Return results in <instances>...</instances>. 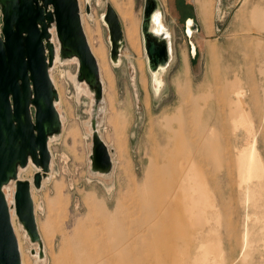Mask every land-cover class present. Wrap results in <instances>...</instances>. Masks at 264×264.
<instances>
[{"label": "rangeland", "instance_id": "rangeland-1", "mask_svg": "<svg viewBox=\"0 0 264 264\" xmlns=\"http://www.w3.org/2000/svg\"><path fill=\"white\" fill-rule=\"evenodd\" d=\"M78 1L92 49L101 42L108 63V31L100 17L107 2L121 16V62L109 63L114 105L110 87L102 110H95L93 94L78 92L73 59L50 68L62 122L49 145L53 177L34 190L43 260L34 255L39 243L25 236L15 216L27 264H264V0H197L196 6L210 8L203 13L197 7L206 28L192 34L194 57L184 24L187 15L198 19L193 4L174 7L173 0H159L172 59L158 91L140 33L144 0H89V14L86 0ZM117 1L131 4L138 51L128 44V20ZM179 83L189 87L191 101L183 99ZM178 113L188 115L191 132L174 139L176 122L170 128L166 119ZM92 119L111 149L108 174L90 170ZM118 125L125 128L124 157L115 146ZM30 164L24 178L36 171ZM89 197L127 218L124 230H107Z\"/></svg>", "mask_w": 264, "mask_h": 264}, {"label": "water", "instance_id": "water-1", "mask_svg": "<svg viewBox=\"0 0 264 264\" xmlns=\"http://www.w3.org/2000/svg\"><path fill=\"white\" fill-rule=\"evenodd\" d=\"M161 10L159 0H144L140 33L150 73L167 67L172 59L171 40L154 29V15ZM85 12L90 13L88 2ZM102 19L108 31L110 60L118 63L124 37L120 19L109 2ZM185 27L194 57L196 45L191 36L198 25L188 18ZM56 51L61 59L77 60V80L93 89L96 110L102 85L83 29L79 1L0 0V264H21L11 208L30 241L39 243L38 256L43 257L32 190L40 189L49 173V139L61 128L56 107L59 97L50 77ZM90 127V170L108 174L113 166L111 149L99 134L96 119L91 120ZM29 163L37 168L32 179L20 178L19 170ZM7 185L13 189L11 204L5 196Z\"/></svg>", "mask_w": 264, "mask_h": 264}, {"label": "bare ground", "instance_id": "bare-ground-1", "mask_svg": "<svg viewBox=\"0 0 264 264\" xmlns=\"http://www.w3.org/2000/svg\"><path fill=\"white\" fill-rule=\"evenodd\" d=\"M88 1L89 0H86V2H88ZM114 1L116 2V0H114ZM117 4H118V7H119V12L121 13L122 17H124L126 20H128V25H127L128 26V29H127V41H128V44L132 48V50L138 51L139 50V46H140V42H139V38H138V28H137L136 21L134 20V17H133V11H132L131 4H130V2H128V3H124L123 2V4L120 5L118 3V1H117ZM198 5H199V9L203 13H208L209 8H210L208 6V3L204 4V2H203V3H199ZM102 15L100 17L101 20H103L102 19ZM117 15H118V13H117ZM89 17H91V16H89ZM118 17H119V15H118ZM120 17H119V19H120ZM81 20H82V25H83V29H84V32H85V35H86V38H87L88 45L90 47L91 53L94 56V58H95V60L97 62V66H98L99 80H100L101 85H102V97H101L100 103L97 105V109L98 110H102L103 109V104L105 105L104 93L107 94V87L111 88V92L109 94H107L109 96L110 101H111V105H112V103H114V99H115V78H114V74H113L114 70H113L112 66L114 67V66L118 65L121 62V58L119 59L118 63H113L110 60L112 66H111V64L109 65L110 62L108 63V59H107L108 57L106 56V50H105V48H104V46L102 45L101 42H100V45H98V47L95 49V51H93L91 43H90V40H89L88 35L86 33V28L84 27L85 26L84 25L85 24V17H84V13H83L82 10H81ZM154 21H155L154 29L158 33H165V35L169 38V40H171L170 39V33H169L168 29L165 27V25L162 22V12L156 13L154 15ZM120 22H121V19H120ZM122 31H123V37H124V39H126L123 27H122ZM52 33H53V39H54V31H52ZM96 56L100 59L101 65H100V62H99V60H98V58ZM129 58H131V56ZM73 60L77 63L76 59H73ZM145 61H146V55H145ZM58 62H63V59L60 58V56L58 54V51H56V56H55V60H54L53 66H55ZM146 63H147V61H146ZM186 66H187V62H186L185 58L182 57V73H181V76L185 77V78H186V72H185ZM166 68L167 67H163V68H160L155 73H150L152 81H153L154 91H158L161 88L162 83H163V79L161 78V76H162L163 72L166 70ZM50 77H51V79L53 81V77H52L51 73H50ZM140 81H141V83L143 85L145 84V81H144L143 78H141ZM75 84H76L78 92H80V93L82 92V93H85L87 95L92 94L93 89H90L89 87H87L85 85H82L77 79H75ZM179 86H180L179 89H181V91H182L183 99L186 100V101L187 100L191 101L192 100V94H191V91L189 90V87L186 84L181 87L180 83H179ZM92 102L94 104V99L93 98H92ZM59 103H60V98L56 102L57 109L59 107ZM58 112H59V110H58ZM59 114H60L61 122H62V113L59 112ZM185 117L188 119V115H186L185 113H182V115L180 113H178L177 115H175V116L173 115V116L168 117L166 119V124L170 128L173 127L175 125L174 122H176L175 126H177V128L176 129H172L171 128V132H172L171 133V137L172 138L181 139L184 134H187V132H191V128L188 126V122L184 120ZM118 121H120V120H116L115 123H118ZM55 136L56 135H53V136L50 137L49 145H50V142L55 138ZM114 139H115V146L117 147V149L119 151L120 157H124V154H125V128L124 127H121L119 125L117 127L115 126V128H114ZM31 170H32V165L29 163L26 168H21L19 170V177L20 178H24L25 175H28L27 173H29V171H31ZM36 170H37V168H36ZM53 173L51 172V173L47 174V176L42 181L43 185L46 183V181L49 178L53 177ZM27 179L31 180V178H27ZM12 190H13L12 189V185H7L4 188L5 196H6L7 200H8V202H9V204L12 203ZM109 191H110V189H109ZM156 196L157 195L155 194V192L151 193V199L150 200L154 201L153 205H155V202L157 203ZM32 197H33V200H34V190H32ZM89 206H90V208L92 210L94 208H96V207L100 209V216H101V218H102V220L104 222V227L107 230L117 231V232H122L124 230L125 224H126V222H124V221H126L127 218L123 219L124 220L123 221L122 219L118 218V216L116 214L105 211L100 205H98L97 201H95L91 197H89ZM139 206L141 207L142 210H148L147 206L145 204H143V203H140ZM39 208H42V203H40ZM37 209H38V205H37V203H35V211ZM11 222H12V225H13V230L15 231V233L17 235L18 224H16V217H15V214L13 212V208H11ZM25 236H28L26 231H25ZM17 241H18V246H19V251H20V256H21V264H27V262L25 260V255L22 252L21 241L19 240L18 235H17ZM88 247H90V246L88 245ZM34 255L37 256L36 257L37 259L40 258L38 256V252H37L36 249H35ZM40 259L43 260V258H40Z\"/></svg>", "mask_w": 264, "mask_h": 264}, {"label": "crops", "instance_id": "crops-1", "mask_svg": "<svg viewBox=\"0 0 264 264\" xmlns=\"http://www.w3.org/2000/svg\"><path fill=\"white\" fill-rule=\"evenodd\" d=\"M196 1L197 0H195V2H194V0H190V1H187V0H173L172 1V3H173V6L174 7H177L178 6V3H180L181 5H186L187 4V2H190L191 4H193V6H194V9H195V13H196V15H197V20H195V18L193 17V16H191V15H187L186 16V18H185V21H186V19H188V18H193L195 21H196V23H197V25H198V31H199V28H200V26L202 25V26H204L205 27V22L202 20V18L200 17V15H199V12H198V9H199V3H203V2H198V4H197V6H196ZM160 2V1H159ZM161 4V3H160ZM197 7H198V9H197ZM185 21H184V23H185ZM204 22V23H203ZM206 28V27H205ZM197 31V32H198ZM195 33V32H194ZM191 38H192V36H191ZM193 41V40H192ZM194 42V41H193Z\"/></svg>", "mask_w": 264, "mask_h": 264}, {"label": "flooded vegetation", "instance_id": "flooded-vegetation-1", "mask_svg": "<svg viewBox=\"0 0 264 264\" xmlns=\"http://www.w3.org/2000/svg\"><path fill=\"white\" fill-rule=\"evenodd\" d=\"M185 24V23H184Z\"/></svg>", "mask_w": 264, "mask_h": 264}]
</instances>
